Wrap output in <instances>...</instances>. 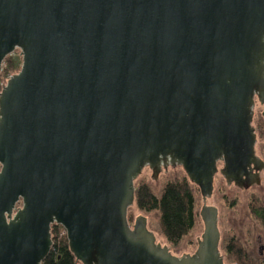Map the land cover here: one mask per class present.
I'll return each instance as SVG.
<instances>
[{"label":"water","instance_id":"obj_1","mask_svg":"<svg viewBox=\"0 0 264 264\" xmlns=\"http://www.w3.org/2000/svg\"><path fill=\"white\" fill-rule=\"evenodd\" d=\"M16 49L0 91V264H41L53 224L80 264H224L206 200L217 172L229 195L262 190L264 0H0V70ZM176 166L203 225L179 257L145 216L127 221L141 171Z\"/></svg>","mask_w":264,"mask_h":264},{"label":"trees","instance_id":"obj_2","mask_svg":"<svg viewBox=\"0 0 264 264\" xmlns=\"http://www.w3.org/2000/svg\"><path fill=\"white\" fill-rule=\"evenodd\" d=\"M20 65L21 56L11 54L4 59L0 70V91L9 77L19 71ZM133 184V205L127 210L128 223H133L136 212L144 215L156 213L166 245L178 252L199 218L201 197L198 188L185 175L176 180H166L158 189L143 177H137ZM247 208L243 237L227 234L220 241L224 264H264V257L252 249L254 232L260 231L264 235V192L252 194ZM62 232L60 226H50L52 245L41 264H80L69 250L65 234L60 236Z\"/></svg>","mask_w":264,"mask_h":264},{"label":"rangeland","instance_id":"obj_3","mask_svg":"<svg viewBox=\"0 0 264 264\" xmlns=\"http://www.w3.org/2000/svg\"><path fill=\"white\" fill-rule=\"evenodd\" d=\"M13 56H20L19 50H14L12 53ZM257 110V109H256ZM258 111L260 109L258 108ZM253 125V123H252ZM260 147H264V141L258 140L255 145V151L256 154L261 153ZM217 167L220 169L221 164L218 163ZM151 172L148 168H144L140 175L138 177L145 178L146 181L150 185H152L154 188L158 189L159 186H161L166 180H176L180 177H182L184 174L181 167H168L165 170H162L161 173L158 175L157 179L153 180L150 178ZM214 188L211 196L206 200L207 206H213L217 209L218 212V220H217V227L220 234V241L222 238L227 234H237L241 237H243V226L247 220L248 215V201L252 194L254 193H262L264 192V183H261L262 190L260 191L259 188L256 185H253L249 189H239L235 187L232 194L226 193V187L224 184L223 177L217 172L214 176ZM230 203H234L233 205H230ZM202 205V202L200 201V207ZM132 207V206H131ZM143 215L146 217L147 221V229L150 231L156 239V243L158 241V244L163 246L166 245L164 238L161 236L159 231V224H158V215L156 213H149L147 215L137 213L135 215ZM203 231V225L200 220V218L197 219L195 228L193 231L189 234V236L183 241L181 248L178 252H175L173 249L169 251L171 254L175 256H181L179 255L182 252L185 254H193L194 250L196 249V236H200ZM62 233H60V236ZM259 238L260 243L257 244L256 240ZM252 249L257 254V250L259 245H262L264 247V235L260 231H255L252 238ZM220 244V243H219ZM168 247V246H167ZM221 252V251H220ZM264 257V248L262 249ZM221 255H223L221 253ZM223 257V256H222Z\"/></svg>","mask_w":264,"mask_h":264},{"label":"flooded vegetation","instance_id":"obj_4","mask_svg":"<svg viewBox=\"0 0 264 264\" xmlns=\"http://www.w3.org/2000/svg\"><path fill=\"white\" fill-rule=\"evenodd\" d=\"M258 108L260 109V111H258ZM257 109V110H256ZM263 112H264V106L259 104L257 99L254 98V106H253V116H252V122L251 125L254 129V133H255V145L256 142L258 140L264 141V116H263ZM254 150H255V146H254ZM261 153L259 152V154H256L255 151V155L264 162V147H260ZM264 168L259 172V179H260V183H264V176L261 177L260 174L263 172ZM258 186V185H256ZM256 243L259 244V238L256 240ZM264 247L262 245H259L258 250H257V254L259 256L263 255L262 249Z\"/></svg>","mask_w":264,"mask_h":264},{"label":"built area","instance_id":"obj_5","mask_svg":"<svg viewBox=\"0 0 264 264\" xmlns=\"http://www.w3.org/2000/svg\"><path fill=\"white\" fill-rule=\"evenodd\" d=\"M62 234H65L64 231L62 232Z\"/></svg>","mask_w":264,"mask_h":264}]
</instances>
